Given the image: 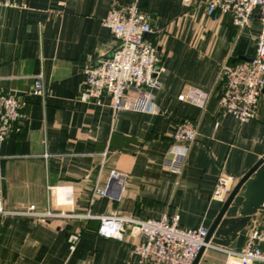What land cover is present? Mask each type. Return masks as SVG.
I'll return each mask as SVG.
<instances>
[{"label": "crops", "instance_id": "obj_1", "mask_svg": "<svg viewBox=\"0 0 264 264\" xmlns=\"http://www.w3.org/2000/svg\"><path fill=\"white\" fill-rule=\"evenodd\" d=\"M21 1L0 8V90L24 102L26 114L20 131L0 141V197L9 211L34 205L67 215L0 214V264H141L131 250L136 224L127 223L122 240L104 238L97 234L101 215L176 214L181 227L208 229L222 205L211 198L219 174L237 181L264 155V90L247 122L218 102L220 65L253 54L258 19L238 30L229 15H208V0ZM113 1H136L151 17L162 68L155 112L114 111L107 93L78 98L85 69L116 45L102 24ZM37 75L44 95L32 93ZM191 87L208 92L203 107L183 99ZM183 119L195 122L198 133L180 173H173L164 161ZM111 170L119 176L110 179ZM63 185L72 188L70 206L57 205L49 190ZM104 187L108 194L98 195ZM262 206L228 246H208L197 264H225L226 251L239 253L252 230L264 229ZM73 232L80 237L71 250Z\"/></svg>", "mask_w": 264, "mask_h": 264}, {"label": "built area", "instance_id": "obj_2", "mask_svg": "<svg viewBox=\"0 0 264 264\" xmlns=\"http://www.w3.org/2000/svg\"><path fill=\"white\" fill-rule=\"evenodd\" d=\"M183 1L190 4L192 0ZM21 6V0H0V8ZM205 11L212 16L229 15L238 30L248 26L253 17L259 21L260 29L254 40L253 54L239 61H224L218 72L221 84L218 102L221 109L232 114L240 123L252 120L256 117L264 90V0H208ZM102 24L113 34L116 45L109 55L85 69L78 98L91 101L107 93L111 97L114 111L155 112L154 91L160 87L158 75L162 68L159 65L158 48L151 36L154 30L150 15L141 11L136 1H113ZM45 92L42 76H35L32 93L44 95ZM183 99L203 107L208 92L191 87ZM25 116L24 102L0 90V141L12 131H20ZM197 133L193 121L183 119L176 124L171 133L170 156L164 161L167 170L180 173L188 148L196 140ZM118 176L115 170L109 172L110 179ZM235 182L233 176L219 174L211 198L223 202ZM49 190L54 191L57 205L72 204L71 186L49 187ZM96 193L107 195V187L97 188ZM13 213L41 220L56 214L67 215V212L54 213L49 208L42 212L36 211L34 205H29L23 211H9L4 208L0 197V214ZM128 222L136 224L138 229V241L131 250L141 264H191L204 244L208 230L205 226L181 227L176 214H164L158 219L145 220L110 214L99 216L97 234L104 238L122 240ZM79 237L80 232L68 235L71 250L75 248ZM208 246L213 245L209 242ZM226 252L228 259L225 264H264V229L252 230L245 247L239 253ZM234 255L237 257L234 258Z\"/></svg>", "mask_w": 264, "mask_h": 264}, {"label": "water", "instance_id": "obj_3", "mask_svg": "<svg viewBox=\"0 0 264 264\" xmlns=\"http://www.w3.org/2000/svg\"><path fill=\"white\" fill-rule=\"evenodd\" d=\"M250 199L254 201L250 202ZM264 202V155L234 184L208 227L204 244L191 264H197L209 242L228 246L237 232L249 225L251 216Z\"/></svg>", "mask_w": 264, "mask_h": 264}, {"label": "bare ground", "instance_id": "obj_4", "mask_svg": "<svg viewBox=\"0 0 264 264\" xmlns=\"http://www.w3.org/2000/svg\"><path fill=\"white\" fill-rule=\"evenodd\" d=\"M61 193V192H60Z\"/></svg>", "mask_w": 264, "mask_h": 264}]
</instances>
